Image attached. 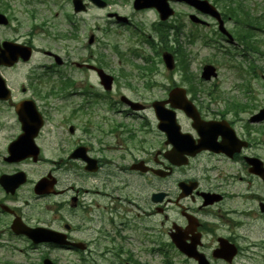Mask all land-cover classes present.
<instances>
[{"label":"flooded vegetation","instance_id":"obj_1","mask_svg":"<svg viewBox=\"0 0 264 264\" xmlns=\"http://www.w3.org/2000/svg\"><path fill=\"white\" fill-rule=\"evenodd\" d=\"M72 1L0 0L9 22L0 26V56L3 42L15 47L11 63H0V264L47 257L56 264H197L176 241L207 264H248L254 222L264 219V195L250 184L264 186V119H253L264 95L255 106L244 81L241 90L224 91L219 76L180 75L181 85L169 86L185 88L198 123H208L195 127L165 102L169 90L144 100L131 86L115 90L119 78L133 76L112 74L84 17L96 31L95 21L104 20L106 35L122 26L150 35L193 29L216 35L209 41L224 49L223 41L234 46L238 39L207 15L205 24L190 20L193 9L182 3L175 5L186 13L160 21L134 0H82L78 11ZM222 18L225 26L232 19ZM98 69L113 76V89H105ZM156 101L174 111L179 132L164 129ZM32 230L54 232L57 243L34 242ZM224 245L236 254L222 257Z\"/></svg>","mask_w":264,"mask_h":264},{"label":"rangeland","instance_id":"obj_2","mask_svg":"<svg viewBox=\"0 0 264 264\" xmlns=\"http://www.w3.org/2000/svg\"><path fill=\"white\" fill-rule=\"evenodd\" d=\"M246 3L249 7H251L252 12L256 14H264V0H246ZM181 14L183 12H186L183 8H179ZM178 14V16L180 15ZM204 17V16H200ZM152 18V15L148 14L147 20H145L146 24L148 27H150L149 20ZM176 18V17H175ZM174 20V19H173ZM176 20V19H175ZM85 23L88 25V28L96 34V36H99L100 42L96 45L97 51L102 53L106 59V65L107 67H110L114 70H116V73L119 75H123V73H126L127 75L133 76L129 78L128 80L125 78H122V80L119 78V84L122 85V87L126 89L129 86H131L134 90L142 91L143 96L142 99H147V98H153L155 97L158 93L157 91L164 90V88H167L171 84V76L172 74L167 71L165 68L164 64L162 63L160 53L162 52L160 50L161 47H159L158 53L159 57L156 55H153L155 52L148 51L147 46L144 44H141L139 41L140 35L137 34H129L127 33L124 28V26L118 28L117 30H114V33L116 34H109V35H104L101 32H105L106 27L104 26L105 22L103 21L101 24V31H96L93 29V20L90 19L89 17H84ZM263 21V27H264V19ZM226 27L229 30L230 33L234 35V32L236 29L232 27V22L228 21L226 22ZM259 28H262L260 26ZM264 30V29H261ZM121 31V32H119ZM143 32L147 33L146 29L143 28ZM137 41V42H133ZM251 45H254L258 49H251L248 52L243 49V46L235 45V46H230L229 48L232 49V53L234 54V60H229L222 56L219 51H216L214 49H211L210 47H203L201 45V41L197 43H191L187 44V42H184V38H181V42L183 44V50L186 53V59L183 61L176 60V70L173 73V80L175 82H178L180 80L179 76L180 75H200L202 65L206 63H213L215 66H217V73L219 78L216 80L219 84V87L224 89V91H228L229 87H231L232 83H235V85H239L240 81H238V75H246L249 78L250 81V87L253 89L256 94V101H255V106H258L261 102L262 96L264 94V84L262 78L264 77V31L257 30L256 28L253 29L252 35H251ZM83 42V41H82ZM105 44H110V43H118L120 44V52L124 53L128 46L132 47L135 50H143L144 55L151 56L152 55L155 57V59L159 60L156 62L157 70H155L153 74H155V79L154 81L147 80V77L144 76L142 79H139L137 77L138 72L135 71L130 67V65L133 63L135 65L139 66H144L143 61H141L139 58L134 57L131 58L132 56L125 55L123 57V71L119 70L120 66H115V63L118 59L115 54L113 55L110 52L109 46L105 47V50L103 49ZM228 47V46H227ZM244 50V52H243ZM241 53H245L246 55L240 56ZM157 57V58H156ZM184 62L185 65L182 63ZM113 63V64H111ZM182 65L185 67V70L182 69ZM232 65V67H231ZM239 66L241 69H237L236 67ZM201 67V68H200ZM251 67V70L249 73L247 72L249 68ZM235 77V78H234ZM160 87V88H159ZM122 90V89H120ZM125 91V90H123ZM159 91V92H160ZM194 166V165H193ZM234 183L237 185L239 184L237 181L232 179V188L234 190ZM250 184H252L255 188H258V193H261L264 195V186H262L257 180H251ZM238 192L243 193L245 192L244 187H240L237 189ZM252 192V191H251ZM253 193H256L254 190ZM240 202H247L246 199L240 200ZM254 239H252V243L249 242L248 244H253L252 246L254 247V254L250 258L247 259L248 264H264V219H260L256 217V220L254 222ZM254 240V241H253ZM261 241V242H260ZM52 254L59 259L61 262L64 260L59 257L56 251L52 252Z\"/></svg>","mask_w":264,"mask_h":264},{"label":"water","instance_id":"obj_3","mask_svg":"<svg viewBox=\"0 0 264 264\" xmlns=\"http://www.w3.org/2000/svg\"><path fill=\"white\" fill-rule=\"evenodd\" d=\"M155 1H159V0H137V3L138 4H143V5H145V4L151 5V3H153V2L155 3ZM188 1L191 2V3H194L201 11L210 12L211 14L215 15L216 17H218V13L214 9V7L211 6L206 0H188ZM168 13H170V11L166 12V13L164 12V14H163L164 17H166ZM163 58L165 60V63L167 65V67H169V68L172 67V56L169 53H164ZM4 61H6V60H4ZM215 74H216L215 68L212 65L204 66L203 72H202V76L203 77L209 78L211 75H215ZM104 82L108 83L109 80H105ZM155 106L158 107V106H161V104L160 103H156ZM176 106L184 109L186 111V113L188 115H190L191 117L196 118V115H194V112L192 111L193 110V106L188 101L187 102L182 101L180 104H177ZM165 112L166 111L160 110L158 112V114H159V116H163V114ZM195 123L197 124L196 120H195ZM169 126L171 128H173V129L177 128L175 126V123L173 122V118H172V121H170V125ZM256 166H257V164H255V167ZM34 237H37L38 239H41L39 236H34ZM195 257H198V256H195ZM47 264H51V263H47ZM201 264H203V263H201Z\"/></svg>","mask_w":264,"mask_h":264},{"label":"trees","instance_id":"obj_4","mask_svg":"<svg viewBox=\"0 0 264 264\" xmlns=\"http://www.w3.org/2000/svg\"><path fill=\"white\" fill-rule=\"evenodd\" d=\"M224 6L229 5L226 8V11L229 12V15L237 19L240 23V26L249 25V26H260L261 19L259 16L252 17L251 10L245 9L241 0H223ZM233 4V5H232ZM242 31V30H240ZM166 45V44H165Z\"/></svg>","mask_w":264,"mask_h":264},{"label":"bare ground","instance_id":"obj_5","mask_svg":"<svg viewBox=\"0 0 264 264\" xmlns=\"http://www.w3.org/2000/svg\"><path fill=\"white\" fill-rule=\"evenodd\" d=\"M261 242V241H260Z\"/></svg>","mask_w":264,"mask_h":264}]
</instances>
